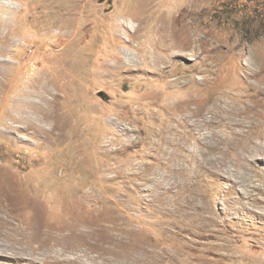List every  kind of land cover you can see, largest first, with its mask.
<instances>
[{
	"label": "rangeland",
	"instance_id": "1",
	"mask_svg": "<svg viewBox=\"0 0 264 264\" xmlns=\"http://www.w3.org/2000/svg\"><path fill=\"white\" fill-rule=\"evenodd\" d=\"M0 49V264H264V0H0Z\"/></svg>",
	"mask_w": 264,
	"mask_h": 264
},
{
	"label": "bare ground",
	"instance_id": "2",
	"mask_svg": "<svg viewBox=\"0 0 264 264\" xmlns=\"http://www.w3.org/2000/svg\"><path fill=\"white\" fill-rule=\"evenodd\" d=\"M141 7H143L142 5H141ZM138 14V13H137ZM140 16H141V14H139ZM139 18V17H138ZM163 20H165V19H163ZM134 21H136V17L135 16H132V17H130L129 19H127L123 24H121L120 25V29H125V30H129V25H131V24H134L133 22ZM160 21H162L161 19H160ZM173 21H175V23L177 22L176 21V19H174ZM178 23L179 24H181L182 23V21H181V19L179 18L178 19ZM118 25V24H117ZM163 25H164V23H163ZM119 26V25H118ZM182 33V32H181ZM122 36V35H121ZM114 38V37H113ZM15 43V42H14ZM113 48H115V46H113ZM0 50H2V49H0ZM114 60H115V65L114 66H112L111 68L112 69H115V68H118V69H124L126 66L125 65H127L128 66V64L127 63H125V61H124V64H122L121 63V61H122V59L121 58H118V57H116V59L115 58H113ZM117 69V70H118ZM164 70V69H163ZM261 76V75H260ZM52 80V79H51ZM44 85V84H43ZM251 87V86H250ZM47 89V88H46ZM33 93V92H32ZM37 92H34V98H40V100H41V102L40 103H38V102H36V101H33V102H31V101H29L28 103H27V101H26V103H27V109L26 110H28L27 112L26 111H24V112H19V113H17L16 111H14L13 113L12 112H8V113H5L6 115H5V117H6V119L7 120H9L10 121V123L8 122L7 124H8V128H9V130L10 129H16V127H17V125H22L23 123H24V120H30L31 122H36V117L35 118H31L29 115H32V114H35V112L36 111H38L39 113H41L42 114V109H43V107L45 106V105H42L43 103H45L46 105L49 103L48 102V100L46 99V98H44V95H45V93L44 94H39L40 96H38L37 94H36ZM47 93V92H46ZM3 97V96H2ZM39 100V101H40ZM38 101V100H37ZM51 103V102H50ZM44 110H45V108H44ZM43 110V111H44ZM47 111V110H46ZM237 112V111H236ZM244 112V111H243ZM239 113V112H238ZM48 114V113H47ZM244 114V113H243ZM45 116H46V114H45ZM50 116H51V114H50ZM53 116V115H52ZM247 116V115H246ZM39 117V116H38ZM49 117V116H48ZM41 118V117H40ZM38 119V118H37ZM42 120V119H41ZM36 123H39V122H36ZM35 124V123H34ZM43 127V126H42ZM0 184H1V186L2 187H0V195H2L3 197H7V193H9L11 190H13V188L14 187H17V188H19L18 187V185H17V182L15 181V179L10 175H8L7 174V172H4V171H1L0 170ZM40 185V184H39ZM12 188V189H11ZM12 193V192H11ZM17 194V193H16ZM8 200V199H7ZM11 201V200H10ZM9 201V202H10ZM13 201V200H12ZM35 204H37L36 203V201L34 202V200H29L28 201V203H26L25 205H26V207H34V205ZM10 206V204H7V206H5L4 204H3V201L2 200H0V208H1V210L3 211V209L4 208H6V207H9ZM5 210V209H4ZM0 213H1V211H0ZM76 224V223H75ZM77 228L78 226H72V229L73 228ZM72 229L70 230V231H72ZM68 232V231H67ZM75 232V231H74ZM73 234V233H72ZM75 234V233H74ZM71 235V234H70ZM64 248V247H63Z\"/></svg>",
	"mask_w": 264,
	"mask_h": 264
}]
</instances>
